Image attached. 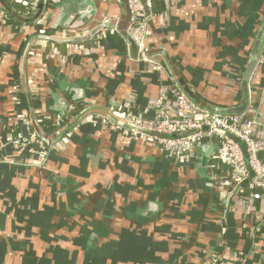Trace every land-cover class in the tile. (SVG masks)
<instances>
[{
  "label": "crops",
  "instance_id": "crops-1",
  "mask_svg": "<svg viewBox=\"0 0 264 264\" xmlns=\"http://www.w3.org/2000/svg\"><path fill=\"white\" fill-rule=\"evenodd\" d=\"M5 3L0 264H264V198L226 187L207 147L174 160L100 117L116 107L154 118L166 83L138 60L124 1L42 0L26 23L24 0ZM263 18L264 0H154L146 44L167 53L199 100L234 106ZM31 109L42 120L70 113L37 127ZM243 115L264 135V42Z\"/></svg>",
  "mask_w": 264,
  "mask_h": 264
},
{
  "label": "built area",
  "instance_id": "built-area-1",
  "mask_svg": "<svg viewBox=\"0 0 264 264\" xmlns=\"http://www.w3.org/2000/svg\"><path fill=\"white\" fill-rule=\"evenodd\" d=\"M41 1L24 0L21 13L26 17L32 16ZM124 1L130 14L129 27L135 31L132 37L138 47V60L165 74L166 83L160 85L154 118L109 107L106 114L100 115L106 127L123 126L130 137L147 139L168 157L178 161H183L189 152L198 150L200 144L209 141L214 143L216 140L217 152L214 158L226 168L224 185L232 190H247V194L242 196L244 200L264 198V135L258 134V119L243 114H217L197 105L176 81L164 59L149 53L146 37L150 19L154 16V0ZM34 56V46L29 47L24 61ZM24 86L21 87L25 94L31 95L29 77ZM167 93L174 97L175 107L172 112L165 106ZM30 114L33 121H40L37 118L38 112L31 109L27 115L30 123ZM38 134H41L39 130L35 132V135Z\"/></svg>",
  "mask_w": 264,
  "mask_h": 264
},
{
  "label": "water",
  "instance_id": "water-1",
  "mask_svg": "<svg viewBox=\"0 0 264 264\" xmlns=\"http://www.w3.org/2000/svg\"><path fill=\"white\" fill-rule=\"evenodd\" d=\"M124 3L126 4L125 1H124ZM128 17H129V20H130L129 11H128ZM263 42H264V18H263L262 24L259 27V30H258L257 35L255 37V40L253 42V46H252V49L250 51L248 60H247V62L245 64V67H244V70H243L242 80H241V88L243 90V96H242L239 104L238 105H234V106H213V105H211V104H209V103H207V102H205L203 100L201 101V99L199 100L195 96V94H194L193 90L191 89V87L187 83L183 82L181 80V78L178 76V74L175 71L172 63L170 62L168 56L166 55L167 54L166 52L156 50V52H154V53H151V52H149V53L150 54H156V55L157 54L158 55H162V58L166 62L170 72L172 73V75L174 76L176 81L182 87L184 92L197 105H199L200 107H202V108H204V109H206V110H208L210 112L217 113V114H222V115H242V114L245 113V111L247 109V105H248V101H249V81H250L251 75H252V73H253V71H254L257 63H258V60H259V57H260V53H261L262 48H263ZM134 44H135L136 48L138 49V47H137L135 42H134ZM85 111L86 110H83L82 112L78 113V115L74 118V120L81 119L85 115ZM68 113H70V109L67 112V115H68ZM67 115L63 114V115H60V116L57 117V115H52V114L48 113V115L45 116V118H46L45 120H42V118H44L43 116H38V117H41V119L37 117L38 120H40V121L39 122H35V121H33L32 115L30 114V116H31L30 119L32 120L31 125L38 127L39 125H42L44 123L46 124L47 121L50 120L51 121V125L54 124V125L57 126V124L60 123V121H61V116L65 117ZM56 120H59V121H56ZM51 127H53V126H51ZM38 130H41V129L38 128ZM203 146L208 148L207 154H206L208 157H211L212 155L214 156L216 154V152H217V149H216L217 148V143H213V142L209 141V142H205V143L200 144L198 150L201 153L203 152V150L201 149ZM260 155L263 156V153H261Z\"/></svg>",
  "mask_w": 264,
  "mask_h": 264
},
{
  "label": "trees",
  "instance_id": "trees-1",
  "mask_svg": "<svg viewBox=\"0 0 264 264\" xmlns=\"http://www.w3.org/2000/svg\"><path fill=\"white\" fill-rule=\"evenodd\" d=\"M0 5L3 6L4 8H5V7H9L8 5H6L5 0H0ZM39 8H40V6H39ZM39 8L36 10V12H35L36 14L39 13V11H40ZM35 13H34V14H35ZM36 14H35V15H36ZM35 15H34V17H35ZM32 17H33V16H32ZM32 17H30V18H32ZM34 17H33V18H34ZM19 21H20L21 23H26V22L29 21V18H28V17H27V18H26V17H20V20H19Z\"/></svg>",
  "mask_w": 264,
  "mask_h": 264
}]
</instances>
